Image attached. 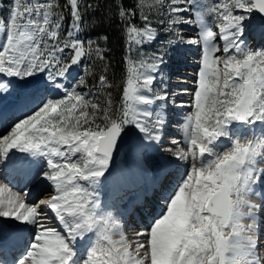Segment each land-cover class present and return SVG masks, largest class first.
Here are the masks:
<instances>
[{
  "label": "snow or ice",
  "instance_id": "obj_1",
  "mask_svg": "<svg viewBox=\"0 0 264 264\" xmlns=\"http://www.w3.org/2000/svg\"><path fill=\"white\" fill-rule=\"evenodd\" d=\"M82 3L67 0L72 25L63 40L58 0H12L0 17V92L7 91L11 78L31 83L29 78L46 73L48 80L46 95L31 114L0 137V163L17 160L23 169L42 158L37 177L52 188L29 204L27 193L0 182V218L17 222V233H30L12 264H264V241L256 223L260 205L249 198L254 184L264 185V128L257 135L237 134L235 127L264 126V52L248 48L244 40L245 21L253 12L264 15V0H135L129 9L118 5L129 52L156 39L150 15L165 8L167 31L174 32L176 41L201 49L183 140L172 141L185 147L169 149L189 168L162 196L164 209L150 228L131 240L111 212L101 208L96 189L111 175L114 153L133 129L141 143L159 142L157 125L163 118L150 123L146 106L167 99L153 91V74L163 60L127 58L116 108L110 94L102 106L78 92L85 86L83 78L66 85L69 70L84 58L95 52L103 59L99 47L85 45L76 35ZM136 15L143 26L132 22ZM177 25L196 29V37L185 40ZM66 50L69 54L62 55ZM86 74L91 73L86 69ZM98 80L100 87H112L105 75ZM49 211L59 228L45 223ZM82 240L83 250L77 248Z\"/></svg>",
  "mask_w": 264,
  "mask_h": 264
},
{
  "label": "bare ground",
  "instance_id": "obj_2",
  "mask_svg": "<svg viewBox=\"0 0 264 264\" xmlns=\"http://www.w3.org/2000/svg\"><path fill=\"white\" fill-rule=\"evenodd\" d=\"M263 22L264 19L258 16L257 22L252 24L251 32L254 31L255 35L257 36L264 34ZM188 37L193 36L188 35ZM258 41L257 45L262 44L261 41ZM262 42L264 43V41ZM220 43H222V41ZM245 43L247 44L248 48L256 50L257 45L252 44L251 41L248 40ZM200 59L201 49L193 60L188 58L189 61L187 62V60L184 59V63L190 65L197 62L198 66L193 68L199 71ZM172 70L176 71L177 69L172 67L170 71ZM187 70H189L187 76H190L191 78L193 76L192 74L195 73V78L188 80L183 77L185 79L178 81L181 86L178 90L181 92L177 94L178 97L174 100L176 105L172 112L168 108L170 103L161 100H156L153 105L146 106L148 111L151 113L150 123L157 121L158 117L164 116L166 118L162 124L157 125L159 128H161L162 125L166 126L167 129H164L166 135L163 138L160 137L158 143L147 140L141 143L138 138L140 134L138 131L133 129V134H129L128 143L121 148L118 157L113 160V163L110 167L111 175L108 176L107 180H103L102 178L101 184L97 186L96 191L101 208L111 212L112 216L118 221V223L120 220L119 216H127L129 215V211L136 214L134 219L129 220L133 225L132 227L135 228L134 230H130V228L126 226L122 227L119 225L121 230L126 233L129 240L134 238V234L136 232L147 231L150 228L151 224L154 222V219L158 218V215L164 209V201L162 200V196L173 184H175L179 174L189 168V164L184 161L177 160L175 156H173L169 151V149L174 150L178 146L185 147L183 144L173 145L172 141L183 140V125L187 115H189L192 111L190 107L191 97L193 89L196 87V82L198 81V72L196 73L194 70H190V68ZM153 75L156 77V73ZM7 79L9 78H5V82H7ZM11 80L13 83L9 85L7 91L0 92V137L6 134L10 128L14 126L15 122L20 120L18 119L6 128L10 120L13 118L14 113L20 112L22 109H28L31 106L32 101L39 100L41 97L46 95L43 85L48 83V80L40 82L32 80L31 83L17 81L16 78H11ZM63 82L67 85L65 79ZM37 85H40V87H37ZM190 87L193 89L190 90ZM167 88L168 86H166L165 89L167 90ZM60 96H63V92L60 93ZM48 98H50V96ZM257 126H255L254 129L243 125H236L235 127L237 134H240L241 132L250 134L252 131H255V133L258 135L264 126L261 125L259 133L255 129ZM225 143H227V141H225ZM22 155L23 154L16 153L17 157ZM41 160L42 158L32 163L30 166L26 165L23 169L20 167L19 161L17 160L0 163V182L7 183L9 187H11L15 192H19L21 194L27 193V202L29 204H35L37 200L45 198L52 191L51 185L47 181H42L44 180L42 176L37 177V173L41 169ZM161 164H163V166L169 164V166L165 169H160L157 173V170ZM166 174L171 175L172 181L169 184L167 183L168 185L165 186L161 194L157 196L158 200L157 198L154 199L153 205L145 207V205L150 204L151 200V197L146 199L147 196H152V190L156 189L152 185L154 180L162 179ZM24 178L28 180H26L27 185L25 188L15 187L22 186L21 181ZM261 188H264V185L259 183L253 185L254 192L249 198L254 203L260 201L259 195L256 193H258ZM32 193L33 195H31ZM261 202L260 209L256 212V223L258 225V235L261 241H264V201ZM124 206L125 209L123 208ZM3 222H9L12 224L13 228L6 229V227L2 225ZM139 222L141 224L138 226ZM248 222V220L245 221V223ZM16 223L17 222L9 219L0 218V231H7L9 233L12 230V236L10 239L13 240V237H16L17 239L23 240L22 243L25 245L30 233H17L15 228ZM45 223L48 226L59 228L58 222L55 220L54 215L51 214L50 211L48 212V219L45 221ZM84 247L85 241L82 240L77 242L78 249L83 250ZM10 253L14 255L13 251H10ZM2 255L3 254H0V256ZM16 256L17 255H14V258ZM14 258H12V260Z\"/></svg>",
  "mask_w": 264,
  "mask_h": 264
},
{
  "label": "trees",
  "instance_id": "obj_3",
  "mask_svg": "<svg viewBox=\"0 0 264 264\" xmlns=\"http://www.w3.org/2000/svg\"><path fill=\"white\" fill-rule=\"evenodd\" d=\"M58 2L61 6L58 11L63 15L61 22V39L63 40L71 29L72 18L67 0H58ZM134 3L135 0H83L81 30L76 35L84 41L85 45L91 40L101 44L103 39L106 41L105 47L109 48L110 53L108 63L106 60L93 59L88 65L87 71L91 74L87 75L85 72L83 76L87 88H98L100 75H105L109 83L118 84L121 88L126 76L127 58L131 56L133 59L139 60L146 57L145 55H138L137 52L143 50L140 47L134 46L129 52L125 36V23L121 21L118 15V5L129 9ZM83 5H91L92 7L84 9ZM131 19L137 26L144 24L139 15Z\"/></svg>",
  "mask_w": 264,
  "mask_h": 264
},
{
  "label": "rangeland",
  "instance_id": "obj_4",
  "mask_svg": "<svg viewBox=\"0 0 264 264\" xmlns=\"http://www.w3.org/2000/svg\"><path fill=\"white\" fill-rule=\"evenodd\" d=\"M168 0H165V4H167ZM208 3H215L216 0H207ZM12 0H0V17H5L8 8L11 6ZM258 15L256 12H253L251 14L250 19L245 21V31H244V40L247 42L248 40L251 41L250 36L248 34V29L250 26L257 22ZM211 19V18H209ZM143 23H145L143 20H141ZM163 21V23H161ZM168 21H169V11L167 8L163 10L162 13L152 12L150 15L149 23L153 28L157 31V37L156 39L148 44H144L142 46H139L140 48H143V50H140L138 55H145L146 57L144 59H147L149 61L156 59L159 60L160 57L164 58L170 53V48L173 44L177 43L176 37L174 35V32L167 31L168 27ZM180 25L175 26L177 28ZM186 28H188L187 25H184ZM214 26V22H213ZM189 32H194L196 29H189ZM215 30V29H214ZM95 40H91L93 44V48L99 47L101 49V55L103 56V59H100L96 56L95 52H93L91 58H84L81 61L80 66H73L72 69L69 70V73L67 74L65 81L68 86H75L76 82L83 78L84 74L86 72V69H88V65L93 59H100V60H106V63L109 62V48L105 47L106 41L103 39L101 40V44H98L94 42ZM169 41H176L174 43H169ZM94 42V43H93ZM139 48V49H140ZM138 51V50H137ZM256 52L257 49L255 50ZM264 52V49L262 50ZM69 54V50H66V52L62 55L67 56ZM123 55V54H122ZM164 56V57H163ZM30 81H44L47 80V74L46 73H38L35 77L29 78ZM112 87L102 88L100 85L98 88L95 89H89L85 86L78 87L77 91L81 92L86 96V98L93 100L97 103H100L102 106L104 105L105 100L109 97L113 100L114 104L113 107L116 108L120 104V97L122 95V87L118 84H112ZM118 96V97H117ZM99 99V101H98ZM101 100V101H100ZM30 114V113H29ZM46 181V180H42ZM22 188H25L23 186ZM33 195V193L31 194ZM147 196V195H146ZM143 196V197H146Z\"/></svg>",
  "mask_w": 264,
  "mask_h": 264
},
{
  "label": "water",
  "instance_id": "obj_5",
  "mask_svg": "<svg viewBox=\"0 0 264 264\" xmlns=\"http://www.w3.org/2000/svg\"><path fill=\"white\" fill-rule=\"evenodd\" d=\"M257 15H258L259 17H262V18L264 19V15H261V14H259V13H257ZM128 141H129V135H127V136H125V137L123 138V143L119 146L118 151H117L116 153H114V159H116V158L118 157L121 148H122L124 145H126V144L128 143Z\"/></svg>",
  "mask_w": 264,
  "mask_h": 264
}]
</instances>
